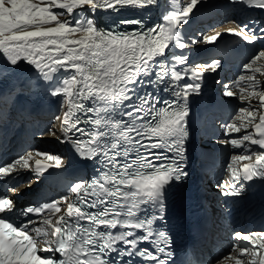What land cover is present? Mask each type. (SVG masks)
<instances>
[{
    "label": "snow or ice",
    "instance_id": "snow-or-ice-1",
    "mask_svg": "<svg viewBox=\"0 0 264 264\" xmlns=\"http://www.w3.org/2000/svg\"><path fill=\"white\" fill-rule=\"evenodd\" d=\"M203 2L165 0L168 10L149 27L142 18L103 26L97 15L143 11L158 7L159 0H0V90L15 87L12 74L31 66L49 94L62 97L59 128L48 131L94 165L90 179L79 178L66 195L49 202L18 208L12 195L0 193V264H176L172 238L161 222L170 189L189 175L188 101L201 85L185 77L190 73L199 80L201 68L215 71L221 62L194 67L172 49L186 48L182 26ZM230 2L264 10V0ZM261 24L226 31L252 43L264 39ZM221 35L203 39L213 43ZM262 61L264 50L234 81L246 106L225 125L226 134L243 131L225 141L242 149L228 165L225 196L239 197L246 183L264 181ZM225 87L226 96L237 95ZM35 157L29 152L0 166V179L19 170L41 176L63 166L62 158L49 152L37 151ZM233 236L245 243L233 244L226 256L193 254L182 264H264V230Z\"/></svg>",
    "mask_w": 264,
    "mask_h": 264
},
{
    "label": "bare ground",
    "instance_id": "bare-ground-1",
    "mask_svg": "<svg viewBox=\"0 0 264 264\" xmlns=\"http://www.w3.org/2000/svg\"><path fill=\"white\" fill-rule=\"evenodd\" d=\"M162 1L163 0H159V6L158 7H153L156 10V12L159 14V16H162V13L165 10L164 3ZM220 1L221 0H205L199 6L203 7L205 4L214 3V2H220ZM226 1H229V0H225L224 2H226ZM215 11H216L215 8H212V7L209 6L208 8L200 9L196 13V15L199 16V18H201V17L206 16L207 14L214 13ZM105 17H106V13H104V12H99L98 13L97 19H98V21H99V23L101 25L103 24V21L105 20ZM227 34H228V32H223L222 35L218 39L226 36ZM188 58L189 59L193 58V60H196V59L201 58V56L195 51L194 54L188 56ZM190 63H192V61H190L189 63L187 62V64H190ZM22 68H24L25 71L14 73L11 76V80L15 84V87H16L17 81L24 82V84H25V86L22 88L20 93L16 95V98H18L19 96H24L25 94H32L37 99H40L41 101L45 102L48 108H50V107L61 108L62 97H53V96H51L49 94V91H48L45 83L42 82V81L38 82L37 73L35 72L34 69L31 68V66L22 65ZM211 77L212 76H210V78ZM235 77H238V76L235 75ZM186 78H188V77H186ZM203 82H205V81L201 80V84ZM206 86H209V85L207 84ZM15 87L9 86L8 89H10V88L12 89V88H15ZM232 91L237 93V95L233 96V98L235 100H238L239 92L236 91V90H232ZM199 94H193V96L191 95L189 97L188 106L192 107L193 106L192 102L196 103V102L201 100V98H200L201 96ZM190 109L191 108H189V110ZM204 110H205V112L203 113L204 114V120H206V124H207L208 129L211 126H213V125L217 126L219 124L220 125L219 128H220L221 133H222V138L226 139V128H225L226 124L224 122H220L218 120H215V123H213L212 115H214V114L207 108L202 109V111H204ZM60 112L62 114V110ZM46 120H51V119H46ZM19 121L20 122L22 121L21 117H20ZM196 121H200L202 123L203 119L201 117L195 116V115L192 116V117L191 116L188 117V122H189L190 129L193 130V131H196L197 128H198V124L196 123ZM48 123H50V121H48ZM16 124L20 125V123H16ZM18 126H14V132L18 131L17 130ZM41 128H43L44 131H45L46 129H49V125H46V126L44 125ZM8 135L9 134H7V136ZM212 137H215V134L213 132H212L211 136L208 137L207 139L211 140ZM29 141L30 142H29V145L27 146V148H32L33 149L32 153H34V154L37 151L43 152L44 150L52 151V152L55 151L56 153L63 152L62 148L59 146L58 142H56V143L55 142H51V143L44 144V142H46V141L38 142L37 139L35 137H33V136H31L29 138ZM217 173H218V176H219L220 175V170ZM26 176L27 175H24L22 177V180L25 179ZM218 176L217 175L216 176L210 175L209 179H208L210 189H212L213 192L216 191L217 185L220 182H222L221 179H223L224 176H227L228 178L231 179L229 170H227L225 175H223V176L221 175L219 177ZM27 178H28L27 179L28 181L32 180V177H30V176H27ZM237 184H239V183L237 182ZM225 197H227V196H225ZM240 201L241 200L238 199V198L230 200V202H240ZM247 201H248V204H245V206H244L245 208H244V210L242 212H240V210H238V209L234 210V207L229 206V208H227V210H226L227 213H229V216L232 219L234 217V219H236L237 221L239 220L240 222L242 221L243 223H246V224H249V223L255 224V225H253L252 229H249L250 231L264 230V214L258 209V206H255L254 203H252L250 200H247ZM230 231H231V234H233L235 232V228H231ZM239 242L240 241H237L234 238V236L232 235L231 238H230L229 246H232L233 244H236V243H239ZM240 244H241V242H240ZM222 248H225V249L222 250L220 255H219V257L215 258L214 260H218L220 257L226 256L231 251V249H227L228 247L226 245H224Z\"/></svg>",
    "mask_w": 264,
    "mask_h": 264
},
{
    "label": "rangeland",
    "instance_id": "rangeland-1",
    "mask_svg": "<svg viewBox=\"0 0 264 264\" xmlns=\"http://www.w3.org/2000/svg\"><path fill=\"white\" fill-rule=\"evenodd\" d=\"M164 4H165V0H164ZM166 7H167V4H166ZM168 10V8L164 11V13L166 12ZM195 14V13H194ZM193 15V14H192ZM191 17V16H190ZM68 17H66V16H64V17H61V19H67ZM191 20V18L189 19V21ZM188 21V22H189ZM218 23V22H217ZM217 23H215V25H217ZM189 27V23H187V24H185L184 25V29H182V31H185V29H187ZM199 36H198V34L196 33V34H194L193 35V48L191 49V50H186V52L185 53H183V55H186V54H191L194 50H195V48L197 47V45H196V43H195V41L197 40V38H198ZM186 48H187V45H186ZM181 49H179V48H175V49H172V51L173 52H176V51H180ZM177 54H182V53H177ZM188 56V55H187ZM201 65H203V64H201ZM177 67H185V66H177ZM229 72H233V70H230ZM190 74V73H189ZM245 74V73H244ZM191 83V82H190ZM230 82L228 81V84H229ZM245 86H246V84H245ZM253 103H255V102H253ZM244 106H246L245 104H242L239 108H241V107H244ZM239 108H237L236 109V111L234 112V114L232 115L233 117H231L230 118V123L231 122H233L235 119H236V117L239 115V112H238V110H239ZM238 122V121H237ZM226 168H228V167H226ZM229 170V169H228Z\"/></svg>",
    "mask_w": 264,
    "mask_h": 264
}]
</instances>
